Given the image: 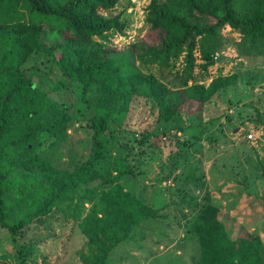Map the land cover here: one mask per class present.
I'll list each match as a JSON object with an SVG mask.
<instances>
[{"label":"trees","instance_id":"1","mask_svg":"<svg viewBox=\"0 0 264 264\" xmlns=\"http://www.w3.org/2000/svg\"><path fill=\"white\" fill-rule=\"evenodd\" d=\"M118 2L0 0V225L19 257L30 255V247L18 241L32 221L48 216L71 194L92 204L78 225L84 238L81 264H110L112 251L136 229L164 220L162 210L121 184L129 169L119 137L131 110L143 103L156 113L155 133L146 132V140L182 131L185 106L207 104L234 82V76L218 75L207 86L201 83L220 48L219 31L225 26L237 31L239 46L249 50L264 45V0H150L144 22L153 41L117 50L96 38L110 32L125 36L128 22L111 13ZM31 27L47 29L46 38L30 35ZM68 90L73 104L51 96ZM71 129L82 130L89 142L86 158L72 169L53 162L45 147ZM30 175L40 179V200L7 224V207L37 196L25 184ZM218 214L209 202L195 213L190 231L199 257L193 264H264L261 239L232 238ZM218 227L222 239L213 235Z\"/></svg>","mask_w":264,"mask_h":264},{"label":"rangeland","instance_id":"2","mask_svg":"<svg viewBox=\"0 0 264 264\" xmlns=\"http://www.w3.org/2000/svg\"><path fill=\"white\" fill-rule=\"evenodd\" d=\"M149 1L131 5L119 0L111 13H120L128 22L125 36L110 32L96 40L117 50L138 40L153 41L144 22ZM47 34L44 27L30 28V35L39 40ZM240 39L228 26L217 34L220 48L201 83L207 86L218 75L234 76V82L207 104L185 106L182 131L170 129L165 137L146 140V132L155 133L156 113L143 103L131 110L119 137L129 169L121 184L166 217L136 229L129 241L112 251L110 264H193L199 247L190 225L206 202L219 209L218 219L232 238L254 234L264 244V45L249 50L247 45L239 46ZM195 57L200 63L198 52ZM51 96L67 105L74 103L69 90ZM247 134L253 139H246ZM45 147L53 162L72 169L86 158L89 142L82 130L71 129ZM25 184L37 196L32 202L24 198L7 207V224L32 211L40 200V179L30 175ZM91 206L78 194H71L48 216L32 221L18 241L30 247L28 257L17 255L11 236L0 225V264H81L78 250L84 238L78 225ZM223 228L213 232L216 239L223 238Z\"/></svg>","mask_w":264,"mask_h":264},{"label":"built area","instance_id":"3","mask_svg":"<svg viewBox=\"0 0 264 264\" xmlns=\"http://www.w3.org/2000/svg\"><path fill=\"white\" fill-rule=\"evenodd\" d=\"M129 4L133 5V4H138V0H128ZM246 139L248 140H252L253 139V135L252 134H247L246 135Z\"/></svg>","mask_w":264,"mask_h":264}]
</instances>
